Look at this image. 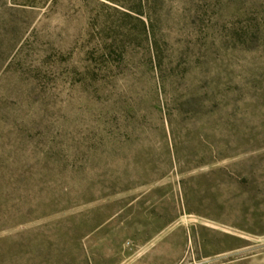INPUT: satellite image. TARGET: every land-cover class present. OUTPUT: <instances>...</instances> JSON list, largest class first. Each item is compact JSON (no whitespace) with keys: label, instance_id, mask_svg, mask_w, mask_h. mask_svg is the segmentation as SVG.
<instances>
[{"label":"rangeland","instance_id":"374dc122","mask_svg":"<svg viewBox=\"0 0 264 264\" xmlns=\"http://www.w3.org/2000/svg\"><path fill=\"white\" fill-rule=\"evenodd\" d=\"M0 4L23 10L3 8L0 18L23 25L27 49L63 68L110 45L121 18L102 0ZM154 7L158 38L176 41L191 67L217 79L216 100L203 105L187 144L177 134L179 160L166 166L159 155L156 167L130 177V191L114 200L135 206L85 238L82 251L32 222L0 233L4 252L17 251L2 264H264V0H157ZM27 241L37 252L29 257L20 253Z\"/></svg>","mask_w":264,"mask_h":264},{"label":"trees","instance_id":"16d2710c","mask_svg":"<svg viewBox=\"0 0 264 264\" xmlns=\"http://www.w3.org/2000/svg\"><path fill=\"white\" fill-rule=\"evenodd\" d=\"M102 1L121 17L115 37L75 67L34 55L23 25L0 18V233L37 222L82 251L85 238L135 206L114 200L130 191V177L159 155L166 166L179 160L177 134L187 144L203 105L216 100L217 79L191 67L172 38H158L157 0ZM3 241L0 264L13 263L17 251L4 252Z\"/></svg>","mask_w":264,"mask_h":264}]
</instances>
